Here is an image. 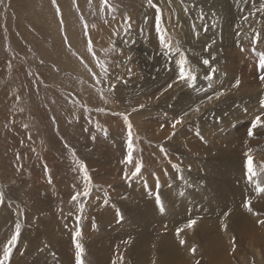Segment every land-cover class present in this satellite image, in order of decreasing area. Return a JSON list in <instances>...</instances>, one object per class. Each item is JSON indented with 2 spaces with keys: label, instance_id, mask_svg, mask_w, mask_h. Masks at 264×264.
I'll use <instances>...</instances> for the list:
<instances>
[{
  "label": "rangeland",
  "instance_id": "1",
  "mask_svg": "<svg viewBox=\"0 0 264 264\" xmlns=\"http://www.w3.org/2000/svg\"><path fill=\"white\" fill-rule=\"evenodd\" d=\"M107 3L0 0V257L20 224L9 264H77V242L84 264H163L172 247L180 253L174 264H214L212 242L222 251L221 264H264V225L248 217L264 220V193L256 188L257 172L264 171L258 168L264 164V126L252 128L257 116L264 122V84L254 91L241 83L234 87L237 80L254 84L264 75V11H257L264 0ZM254 30L262 42H252ZM185 57L196 76L193 86L179 78ZM180 117L183 122L173 128ZM191 144L199 145L196 153L189 151ZM248 155L256 176L249 181L247 173L246 191L237 195L243 182L237 190L233 181L216 201L218 210L192 208L182 223L171 224L179 235L163 231L164 221L146 234L132 224L142 210L129 192L141 197L139 184L158 181L167 163L189 174L183 172L188 186L165 190L191 192L195 203L201 190L194 180L209 188L222 178L190 166L225 160L228 168L242 169ZM86 188L90 196L72 200ZM248 194L233 214L223 211Z\"/></svg>",
  "mask_w": 264,
  "mask_h": 264
},
{
  "label": "bare ground",
  "instance_id": "2",
  "mask_svg": "<svg viewBox=\"0 0 264 264\" xmlns=\"http://www.w3.org/2000/svg\"><path fill=\"white\" fill-rule=\"evenodd\" d=\"M243 24L240 25L241 28ZM258 53H261L260 47L258 48ZM236 73H239V70H236ZM241 85L245 84L248 89H253L256 87H261L264 83H261L260 80H257V78H254V84L253 83H242L240 82ZM243 85V88L246 89V86ZM254 91V89H253ZM142 128L144 129L143 131H146V126L143 123ZM191 148H189V151L191 153H196L195 151L198 150L199 145L198 144H191ZM264 161V158L261 159ZM177 161V160H176ZM179 161V160H178ZM181 166H185V163L182 161ZM178 162V163H179ZM180 165V164H179ZM190 165V164H189ZM233 168H228L229 164L226 163L225 160L218 162L214 167H210L207 162H198L190 166V171H201L204 170L206 174L211 175V177L219 176L222 179L220 182H214L212 186L209 188L207 186L201 185L198 181L194 180L195 184H199L200 186V192L198 193V200L194 203L193 201V196L191 192L186 191L184 193V196H178L176 193V189H172V187L169 190H165L169 185H174V186H180V187H185L188 186L186 183V174H189V171H183L179 173L174 165V163H167L166 166L164 165L163 171L159 170L160 173V178L157 181L156 179H152L150 183H140L139 184V191L138 194L141 196H137L133 191L129 192V198L130 199H135L138 198V202L136 203V207L139 210H142L141 212H138V214L134 217L133 219V225L138 224L145 232V234L150 230L154 229L155 226L160 224V221H164L167 224V227L161 228L164 230L172 229L170 232H177L180 228L173 230V227H170L171 224H173L175 221L182 220L176 224L178 226L180 223L183 222V217H186L187 214H190L193 209H198L199 207L203 206L206 208L214 209L215 211L218 210V206H216V201L218 200L219 196L222 194H225L229 189H230V184H233V181H235V184L237 182V190L240 189L241 184L243 182V188L241 189V192L236 193L241 194L242 192H245L246 189L244 188V185L246 183L245 177L247 175V166L245 165V168H238L237 164H233ZM259 167H264L263 163H258V168ZM185 168H188L185 166ZM212 168V170L210 169ZM237 170V173H236ZM259 175L258 180L256 181V188L257 185L259 184L262 187L263 184V178H264V171L259 169L257 172ZM183 174V175H182ZM234 178V176H236ZM188 177V176H187ZM216 179V177H215ZM232 179V180H231ZM239 180V182H238ZM147 183V184H146ZM192 186V183L190 187ZM164 188V189H163ZM151 190V192H148V190ZM255 187L254 185L251 186V190L255 192ZM261 195L263 193L259 192ZM152 198H147L149 197ZM157 195L159 196V201H157ZM248 195H239L238 197H235L231 204L224 210H229L225 211V213L233 214L234 212L233 209L234 207H237L241 200ZM256 196V192H255ZM241 197H243L241 199ZM163 204V211H161L160 204ZM219 212V211H218ZM156 216L158 218L156 221L153 220V218ZM189 217V216H188ZM249 219L256 223V225L259 223L260 219L256 217V215L249 214L248 215ZM160 229H157L159 231ZM261 233V230H260ZM211 256L215 257L214 261L218 260L217 263L214 264H221L219 263V260L221 256L222 251H220L219 247L217 246L216 243L212 242L211 244ZM170 255L171 258L169 257L168 260L163 262V264H174L175 263V256H179L180 253L177 248L172 247L170 250ZM208 255L210 256V252L208 251ZM177 263V262H176ZM177 264H185V262L179 261Z\"/></svg>",
  "mask_w": 264,
  "mask_h": 264
},
{
  "label": "snow or ice",
  "instance_id": "3",
  "mask_svg": "<svg viewBox=\"0 0 264 264\" xmlns=\"http://www.w3.org/2000/svg\"><path fill=\"white\" fill-rule=\"evenodd\" d=\"M102 2L104 3V5L106 7H110L107 3V0H102ZM152 0H149V3H151ZM52 3L54 5H56V0H52ZM57 12L60 11L59 9V6L57 5V8H56ZM112 11H115V9H111ZM257 11H264V6H262L260 9H257ZM247 19V18H245ZM130 20V18H129ZM61 23H63V21L61 20ZM129 27H131L130 23H129ZM158 31H163L159 28H157ZM255 32V30H254ZM65 39H67V37H65ZM160 42L164 45L165 48L167 49H170L172 47V45L168 42V40L165 38V36L163 34H161L160 36ZM252 42L253 43H260L262 42L261 41V34L259 32H255V35L252 37ZM91 47L89 46V51H91ZM180 70H179V78L181 80H186V81H190L192 82L190 84V86H193L194 85V82L196 80V76L191 72V70L187 67V58L185 57L184 59H182L180 62ZM203 63L205 65L209 64V61L208 60H204ZM259 67L262 71H264V53L261 54L260 58H259ZM215 70H213V73H214ZM209 79H211V77H208ZM260 80L262 82H264V75H261L260 76ZM240 85V81L237 80L234 84V87H239ZM172 85L169 84L168 87H171ZM220 95H223V93H219L217 94V97L216 98H219ZM209 100H212L213 97H208ZM261 105L262 107H264V101H261ZM142 107V106H141ZM194 111H199V107L197 106ZM184 115H187V113H185ZM183 122V117H180L179 119L175 120L173 123H172V127L175 128L178 124H181ZM257 126H264V122H262L261 120V117L260 116H257L255 118V121L252 125V128L255 129ZM131 123L129 122L128 124V128H129V133H128V136H129V142H128V155H127V163H131L132 162V143H131ZM198 134V133H197ZM253 131L250 129L248 131V136L251 137L253 136ZM163 151V149H162ZM254 161H253V158L251 155H248L247 156V172H248V180L249 181H252L253 178L256 176V172L254 170ZM82 168L84 170V176H85V180L88 181V183H91V177L87 171V166L86 165H82ZM141 168H142V165H138L136 168H135V171L133 172V177H135L136 175H138L141 171ZM125 179H129L127 173L125 174ZM49 182H51L49 180ZM257 191L261 192V193H264V187H261L259 184L257 185ZM90 192H91V189L90 188H86L83 193L81 194L80 192H76L73 196H72V200L73 201H79L81 199V196L83 197H88L90 196ZM157 201H159V196L157 195ZM4 203V198H3V193H0V204H3ZM83 206L81 205V208ZM160 207H161V211H163V204L161 203L160 204ZM245 207H247L248 211L251 212L252 211V208H251V202L249 201ZM118 216H119V213H118ZM121 219H123L122 216H120ZM196 221L193 220L191 221L187 227L191 228L193 225H195ZM260 224L264 225V220H260L259 221ZM227 228V225H225V229ZM20 231H21V227H20V224H16L15 226V232L14 234L11 236V238L7 241V243L4 245L3 247V255L2 257H0V264H9L10 262V258L12 256V252H13V247L17 244L18 242V238L20 236ZM179 231L177 232V235H179ZM81 231H76L75 233V236L77 238H79L81 236ZM180 243L181 244H184L185 241L184 240H180ZM233 243H235V240L233 239ZM76 249H77V252H76V259H77V264H84V261L82 259L83 257V247L81 246V244L79 242L76 243ZM191 251L193 253H195L196 249L195 248H192ZM196 264H200L199 261L196 262Z\"/></svg>",
  "mask_w": 264,
  "mask_h": 264
}]
</instances>
